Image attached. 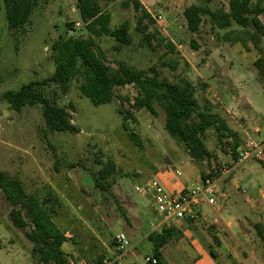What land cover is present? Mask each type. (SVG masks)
Instances as JSON below:
<instances>
[{
  "label": "rangeland",
  "instance_id": "374dc122",
  "mask_svg": "<svg viewBox=\"0 0 264 264\" xmlns=\"http://www.w3.org/2000/svg\"><path fill=\"white\" fill-rule=\"evenodd\" d=\"M137 1L151 18L141 21L149 35L147 39L137 30L142 14L135 9L133 0H99L102 11L110 15V28L128 23L130 43L123 45L109 36L96 38L88 32L76 0H41L29 23L17 31L8 28L0 0V171L17 179L26 194L42 201L52 213L56 227L71 234L73 238L62 250L76 263L103 252L113 235L125 231L128 225L139 228L138 232L146 230L148 217L141 207L147 199L137 194L134 187L143 184L151 166L173 164L185 157V151L166 132L165 111L160 104L154 105L155 114L133 108L137 89L132 85L115 88L112 102L99 106L80 95V76L71 81L65 94L51 83L36 86L50 103L69 112L71 123L79 129L76 134L46 130L39 106L14 111L3 94L49 78L55 69V42L92 37L95 52L102 54L111 69L123 64L160 81L190 83L198 105L222 116L240 147L256 135L264 137L260 129L264 119V77L253 65L258 52L252 48L246 52L240 44L223 40L226 32L238 30L235 25L219 30L203 17L197 32L187 29V7L214 10L226 7L227 0ZM258 1L264 6V0L252 3ZM260 20L264 25V14ZM168 43L174 50L169 49ZM125 113L133 116L134 120L127 118L125 123L138 138L140 147L122 127ZM204 142L214 154L213 162L231 168V160L217 147L212 132L205 135ZM109 160L116 166L111 179L119 183L109 192H100L94 188V178ZM247 168L264 192V163L249 160ZM239 171L240 168L236 172ZM235 185L242 187L246 196L252 191L240 181ZM235 196L241 195L237 192ZM208 208L204 204L200 209ZM9 211L10 205L0 191V264H32V245L24 230L12 224ZM136 250L141 255L146 252L143 245ZM193 255L186 248L183 255H178L185 259L177 264H192ZM256 258L263 263L262 250ZM218 260L221 261L219 257ZM130 262L143 264L144 259L132 257Z\"/></svg>",
  "mask_w": 264,
  "mask_h": 264
},
{
  "label": "trees",
  "instance_id": "16d2710c",
  "mask_svg": "<svg viewBox=\"0 0 264 264\" xmlns=\"http://www.w3.org/2000/svg\"><path fill=\"white\" fill-rule=\"evenodd\" d=\"M41 0H3L7 26L12 31L22 29L29 23L32 13L38 8ZM135 9L141 11L137 30L147 39L146 27L141 24L143 18L151 20L137 0H133ZM76 8L85 29L94 37L109 36L123 45L130 43L128 23L110 28V15L102 11L99 0H76ZM264 14V6L260 1L227 0V7L210 10L208 7L190 5L184 10L187 29L191 33L198 31L202 18L207 17L210 24L219 30H226L233 25L237 31H228L223 40L229 44L240 46L249 52L255 49L259 57L253 62L257 72L264 77V25L260 16ZM172 51L174 47L168 43ZM196 48L195 42H192ZM95 41L92 37L68 38L58 40L52 46L55 69L53 74L41 81L30 82L17 91L6 92L3 99L14 111L29 106H39L46 130L76 134L79 129L71 123L69 112L49 102L41 90L51 83L62 93H66L69 84L78 76L82 78L78 90L80 95L88 99L93 106L111 103L114 89L132 85L137 89L133 101L136 110L145 109L155 114L154 105L160 104L165 111L164 128L168 135L182 145L187 157L194 162L215 160L214 154L208 150L204 137L212 132L220 151L231 160V167L237 161L240 144L226 124L222 116L213 113L207 106L200 107L190 83H169L160 81L156 76H146L144 72L121 64L111 69L103 61L102 54L95 52ZM120 114L122 112L120 111ZM129 116V117H127ZM133 116L125 113L122 123L124 130L137 146H141L138 138L126 126V119ZM134 120V119H133ZM233 138L231 141L229 139ZM116 171L115 163L107 161L94 178V188L100 192H109L114 185L111 176ZM203 177V175H202ZM0 191L10 205L9 218L12 224L24 230L26 239L31 243L30 259L32 264H75L62 250L68 241L52 221V213L44 203L33 195L24 192L22 184L6 173L0 171ZM29 220V222L26 221ZM176 234L168 229L152 233L149 239L154 246L153 256L156 264H161L158 250L174 238ZM106 256H100L97 261Z\"/></svg>",
  "mask_w": 264,
  "mask_h": 264
},
{
  "label": "crops",
  "instance_id": "0c3cea01",
  "mask_svg": "<svg viewBox=\"0 0 264 264\" xmlns=\"http://www.w3.org/2000/svg\"><path fill=\"white\" fill-rule=\"evenodd\" d=\"M213 161L215 160L194 162L185 153L183 159L180 158L173 164L151 166L142 183L155 178L168 192L180 193L190 188L202 175L204 176ZM248 161L233 169L232 172L235 173L231 177L229 175L218 177L216 204L208 205L210 208L205 211L200 209L199 223L172 220L169 227L162 225L151 199L145 197L147 204L141 207V212L148 217L146 230L138 232L139 228L128 225L125 231L120 232L126 234L130 241V248L122 254L121 263L130 264L132 257L142 256L144 259L153 255L154 246L149 236L165 228L174 232L176 236L158 250L161 264H177L178 260L185 259L178 255H183L186 248L194 252L191 258L192 264H264V261L262 263L256 258L260 250L264 255V192L256 185L255 178L248 171ZM238 168L240 171L236 172ZM176 171L180 173L179 176L175 174ZM236 180L247 185L250 191L252 189L249 196H246L247 192L244 189L241 190L242 187L235 185ZM117 183L115 182L114 185H118ZM236 191L241 195L239 198L235 196ZM149 209H151L150 214ZM116 235L107 242L104 251L96 253L94 258L80 260L77 263L71 259V262L80 264L97 261L100 256L113 258L117 254L114 242ZM64 236L68 241L73 238L68 232H64ZM140 245L146 250L142 255L136 250Z\"/></svg>",
  "mask_w": 264,
  "mask_h": 264
},
{
  "label": "built area",
  "instance_id": "2783aa9c",
  "mask_svg": "<svg viewBox=\"0 0 264 264\" xmlns=\"http://www.w3.org/2000/svg\"><path fill=\"white\" fill-rule=\"evenodd\" d=\"M158 20H161L160 17H158ZM260 129L264 132V119ZM248 160H257L264 163V137L256 135L255 138L247 140L240 147L237 161L231 168L225 165L219 166L212 162L211 167L203 177L198 178L190 188L184 189L180 193L168 192L160 181L155 178L144 182L142 185H136L134 190L142 197L151 199L162 225L169 227L172 220L199 223L201 206L204 204L214 206L216 204L218 194V177H216V174L220 173V176H226ZM175 174L180 175L177 171ZM242 193H245V191H242ZM114 242L117 254L113 258L104 257L99 261L82 262L80 264H122L121 256L124 251L130 248V241L126 234L119 233L114 237ZM143 264H156V259L153 255L147 256L144 258Z\"/></svg>",
  "mask_w": 264,
  "mask_h": 264
}]
</instances>
